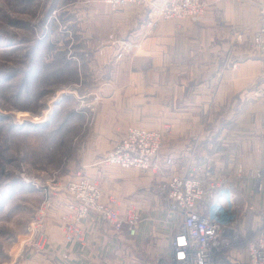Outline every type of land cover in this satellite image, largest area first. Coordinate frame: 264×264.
<instances>
[{"label":"crops","instance_id":"0c3cea01","mask_svg":"<svg viewBox=\"0 0 264 264\" xmlns=\"http://www.w3.org/2000/svg\"><path fill=\"white\" fill-rule=\"evenodd\" d=\"M206 1L210 8L203 21L190 20L182 28L163 22L151 35L143 28L144 20L149 18L148 10L128 7L112 13L101 0H73L69 4L73 6L69 11L70 24L76 38L92 52L97 64L105 60H100L99 54L106 59L110 54L108 37L113 33L138 45L133 59H125L115 68V80L129 79L136 86L144 82L151 87L146 93L158 92L160 103L148 107L128 105L122 112L123 119L130 120L135 115L139 121H126L124 125L139 123L157 130L166 125L172 127L169 136L172 144L160 156L161 160L174 157L171 173L184 172L198 160H209L221 175L231 178L234 175L230 168L236 164L248 168L261 163L242 156L239 149L250 143L255 147L259 141L262 150L255 156H264V55L251 54L238 64V69H224L228 61L223 62L222 58L231 49L229 28L251 30L252 34L258 23L256 5L264 4V0ZM165 98L166 103L162 104ZM235 101L238 110L234 108ZM160 111L166 116L161 121ZM106 118L107 113L101 108L99 121L103 123L102 119ZM211 118L216 121L210 127L213 130L208 131L206 124H210ZM108 131L111 132L110 128ZM113 140L116 142L119 138ZM82 165L86 166L85 174L98 183L105 202L117 199L122 213L128 208L138 210L142 222L137 235L128 238L124 231L116 233L96 219H90L82 224L81 239L66 243L60 221V216L68 211L66 195L61 191L66 179L56 189L54 207L44 222L48 234L45 253L28 250L22 256L23 246L11 244L1 264H134L138 251L149 238H159L167 246L179 220L175 215L170 216L153 194L152 186L160 180L159 173L137 170L119 173L113 167L102 166L94 157L87 158ZM254 183V180L234 183L227 202L229 219L235 221L238 216L240 219L260 210V207L255 209L257 203L264 208V191L258 194V201L249 198L254 192ZM225 254L220 263H236L231 252Z\"/></svg>","mask_w":264,"mask_h":264},{"label":"rangeland","instance_id":"374dc122","mask_svg":"<svg viewBox=\"0 0 264 264\" xmlns=\"http://www.w3.org/2000/svg\"><path fill=\"white\" fill-rule=\"evenodd\" d=\"M71 2L73 0H0V264L6 259L8 245H22V256L31 250L23 244L29 238L27 230L35 223L41 231L44 229L59 184L84 170L86 166L82 164L87 158L94 157L99 163L117 142L114 137L121 139L125 131L133 127L157 132L161 137L160 153L172 144L169 141L170 125L157 130L135 124L139 121L135 115L130 120L123 119L122 112L128 105L148 107L160 103L158 92L146 93L151 87L144 82L136 86V82L129 79L115 80V68L125 59L132 60L138 45L113 33L108 37L110 54L107 59L99 54L98 58L105 60L97 64L92 52L76 38L72 29ZM209 8L206 6L201 17L167 22L182 28L190 20L203 21ZM150 15L149 12L148 17ZM146 21L143 28L147 35L155 33L163 23L148 31ZM229 29L231 49L223 54V62L228 61L224 69H232L233 63L238 69V64L252 54L251 30ZM165 103L166 98L162 100V104ZM237 105L235 101L236 110ZM101 108L108 117L102 119L103 123L99 121ZM161 116H165L162 111L159 120L166 118ZM126 121L136 122L125 126ZM209 121L210 124H206L208 131L213 130L210 127L216 119ZM111 136L112 140L108 141ZM261 150L259 141L255 147L250 143L239 149L242 156H250L261 163L248 168L236 164L230 168L234 176L226 178L233 183L253 180L258 171L264 170V156H255ZM115 169L119 173L122 171ZM262 191L254 189L249 197L251 201H258ZM255 209L257 211L242 215L240 219L238 216L235 221L228 218L235 224L237 232L233 246L225 253H232L235 264L246 263V246L261 229L264 208L257 203ZM136 258L134 264L172 263L168 243L164 247L162 240L154 237L145 242Z\"/></svg>","mask_w":264,"mask_h":264},{"label":"built area","instance_id":"2783aa9c","mask_svg":"<svg viewBox=\"0 0 264 264\" xmlns=\"http://www.w3.org/2000/svg\"><path fill=\"white\" fill-rule=\"evenodd\" d=\"M102 2L114 12L128 7L148 10L151 13L145 24L148 31L156 29L160 22L201 17L208 6L205 0ZM257 14L258 23L251 34L250 52L264 55V4L258 5ZM236 66L233 63L232 69ZM166 130L169 132L170 128ZM160 141L157 132L131 127L99 163L122 171L160 174V180L152 186L153 194L160 199L170 216L175 215L179 220L169 236L171 264H220V257L236 240L235 224L229 222L227 210L229 192L235 188V184L221 175L209 160H198L184 172L171 173L174 157L166 156L161 160ZM252 179L255 181V191H262L264 170L258 171ZM63 190L68 199V211L60 216V220L66 243L79 241L83 235L82 224L90 219H96L116 233L124 231L130 238L137 235L142 222L138 210L128 208L122 213L117 199L111 198L105 202L98 183L90 179L84 170L77 171L66 181ZM36 224L29 226V238L24 242V247L45 253L48 234ZM261 225L256 238L246 246L245 264H264V214Z\"/></svg>","mask_w":264,"mask_h":264}]
</instances>
